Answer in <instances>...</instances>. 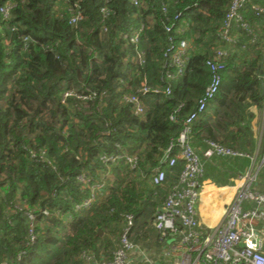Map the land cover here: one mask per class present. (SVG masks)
<instances>
[{"label":"trees","instance_id":"trees-1","mask_svg":"<svg viewBox=\"0 0 264 264\" xmlns=\"http://www.w3.org/2000/svg\"><path fill=\"white\" fill-rule=\"evenodd\" d=\"M136 1L0 0V264H85L83 252L110 258L127 216L135 222L131 240L136 233L148 249L172 240L152 220L183 163L167 170L163 187L150 178L168 152L178 153L184 122L212 82L206 61L219 49L229 58L209 104L218 110L212 123L192 126L191 139L252 156L243 145L252 138L249 109L264 102L263 36L253 43L236 31L237 44L219 41L232 0ZM244 17L260 33V21L250 11ZM132 31L137 44L126 37ZM182 40L190 50L177 75L172 59ZM131 96L143 114L124 100ZM112 154L136 156L138 168L125 159L104 163ZM228 163L243 169L248 161ZM97 182L104 195L77 210Z\"/></svg>","mask_w":264,"mask_h":264},{"label":"built area","instance_id":"built-area-1","mask_svg":"<svg viewBox=\"0 0 264 264\" xmlns=\"http://www.w3.org/2000/svg\"><path fill=\"white\" fill-rule=\"evenodd\" d=\"M67 1V0H64ZM137 5V1L134 0ZM11 3L8 2L1 13L5 20L10 18ZM107 14L106 10H102ZM250 11L257 20L263 24V30L259 33L247 23L244 12ZM81 19L79 14L70 19L71 24H76ZM236 31H243L252 37L255 43L263 36L264 43V5L255 3V0H232L226 13L222 30L218 35L219 41L227 45H235L238 39L234 36ZM256 31V32H255ZM130 42L139 43V31H132L126 35ZM190 44L182 40L173 55V66L177 68V75L184 73L183 67ZM228 50H216L214 58L206 61L212 75V82L206 88L204 96L199 100L196 111L184 122V130L181 133L176 147L178 153L168 156L164 160V167L152 170L151 183L155 187H163L166 183L167 170L173 169L178 162L183 163V168L177 177L176 184L171 188L165 200L159 207L153 225L162 237H174L164 253L168 264H264L263 244L259 241V231L255 227L260 224L263 227L264 236V193L256 188L261 169L264 168V156L255 169H251L239 176L241 184L235 198L228 208L226 220L211 233L206 234L200 228L196 206L201 195L202 180L206 175V163L217 158L250 159L256 166V158L230 150L213 142H204V150L201 155L195 149L191 139L192 126L207 112L209 104L214 100L222 82V72L225 71ZM168 78H174L168 74ZM261 88L264 92V71L260 76ZM143 94L148 89L142 90ZM170 94V90L165 91ZM68 94L66 93L65 97ZM125 101L132 104L135 113H144L145 106L137 96L125 97ZM264 105V102H263ZM32 157L36 160V156ZM125 159L132 169L138 168L136 156L128 154L104 155V163L117 165ZM81 181L87 185L89 179L82 176ZM91 194L77 210H89L93 204L104 195V182L91 185ZM32 217V216H31ZM134 217L127 216L125 225L119 236L118 246L111 253L110 258H98L94 253L83 252L81 259L85 264H158L145 252V250L131 240V230L134 227Z\"/></svg>","mask_w":264,"mask_h":264},{"label":"crops","instance_id":"crops-1","mask_svg":"<svg viewBox=\"0 0 264 264\" xmlns=\"http://www.w3.org/2000/svg\"><path fill=\"white\" fill-rule=\"evenodd\" d=\"M262 1L264 2V0ZM258 29L260 32L263 30V24L261 21ZM262 45H264V43H262ZM217 110L218 105L214 103L211 104L208 107L207 112L199 121L212 123L215 119ZM249 110L254 115V118L251 121L252 138H250V143L243 146H246L249 150H251L252 156L256 158V166H253L251 160L247 158H242L244 161H248L247 166H244L243 169H241V166L238 164L232 165L228 163L229 160L234 159L215 157L206 163V175L202 180L201 195L196 206L200 228L206 234L211 233L226 220L228 208L241 187L239 176L242 173L258 167L261 158L264 156V105L262 104L261 107L254 105L251 106ZM197 127L198 129L201 128L199 124ZM193 145L198 153L202 155L205 146L198 142ZM256 188L260 192L264 193V168L261 169V174H259V180L256 184ZM149 225H151V222ZM138 226L139 225L137 224V227ZM255 227L259 231L258 237L259 241L263 244L262 251L264 252V236L262 235L263 227L260 224H257ZM139 236H141V234ZM136 237L137 235L135 233L132 240L134 241L133 238ZM172 241L173 240L171 239L163 240V238H161L158 244L153 246L151 249H148V240L134 242L141 246L145 252L155 260L156 263L168 264V261L165 260L164 253L166 248L171 245Z\"/></svg>","mask_w":264,"mask_h":264}]
</instances>
